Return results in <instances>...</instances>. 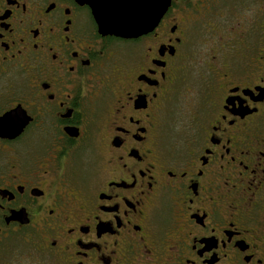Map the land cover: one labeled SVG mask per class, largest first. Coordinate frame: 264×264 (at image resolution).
Returning a JSON list of instances; mask_svg holds the SVG:
<instances>
[{
  "label": "flooded vegetation",
  "instance_id": "obj_1",
  "mask_svg": "<svg viewBox=\"0 0 264 264\" xmlns=\"http://www.w3.org/2000/svg\"><path fill=\"white\" fill-rule=\"evenodd\" d=\"M80 1L0 0V264H264V0Z\"/></svg>",
  "mask_w": 264,
  "mask_h": 264
},
{
  "label": "water",
  "instance_id": "obj_2",
  "mask_svg": "<svg viewBox=\"0 0 264 264\" xmlns=\"http://www.w3.org/2000/svg\"><path fill=\"white\" fill-rule=\"evenodd\" d=\"M145 6L135 10L117 9L114 0H81L90 7L98 31L103 36L136 37L152 30L170 0H144Z\"/></svg>",
  "mask_w": 264,
  "mask_h": 264
}]
</instances>
